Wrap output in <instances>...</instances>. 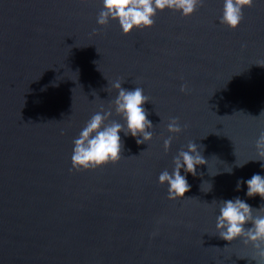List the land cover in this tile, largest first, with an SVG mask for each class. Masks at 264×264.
Listing matches in <instances>:
<instances>
[{
    "label": "water",
    "instance_id": "1",
    "mask_svg": "<svg viewBox=\"0 0 264 264\" xmlns=\"http://www.w3.org/2000/svg\"><path fill=\"white\" fill-rule=\"evenodd\" d=\"M102 6L0 0V264H256L215 218L221 198L261 204L236 181L264 173L250 160L264 129V0L235 29L219 22L222 0H205L128 34L97 23ZM118 77L148 95L152 139L121 133L118 162L70 171L73 138ZM171 116L188 127L169 133ZM189 139L204 146L203 176L188 173L185 197L170 199L158 175Z\"/></svg>",
    "mask_w": 264,
    "mask_h": 264
},
{
    "label": "clouds",
    "instance_id": "2",
    "mask_svg": "<svg viewBox=\"0 0 264 264\" xmlns=\"http://www.w3.org/2000/svg\"><path fill=\"white\" fill-rule=\"evenodd\" d=\"M204 2L205 0H102L103 6L97 15V23L106 25L110 19L116 20L121 31L128 34L136 28L152 26L158 11L167 8L179 11L182 16H189ZM253 3L254 0H222L219 22L233 29L239 27L245 6H251ZM93 31L98 29L94 28ZM110 86L116 90L115 96L107 105L101 103L99 110L90 116L79 134L73 138L70 171L94 169L108 162H118L124 146L121 133L124 136L131 135L138 144L147 143L154 135L155 126L146 107V102L150 99L143 87L137 85L134 88H126L119 77L112 80ZM181 90L186 91L187 85L182 84ZM113 113L119 118H114ZM166 127L169 133H179L188 127V124L185 122L182 125L180 117L171 116ZM173 139V135L164 138L165 151L171 148ZM255 145L257 156L250 160L261 161L260 167L264 168V129L256 138ZM203 147L196 139H189L172 156V168L166 167L160 171L158 182L167 185V195L170 199L185 197L184 194L192 186L187 179L188 173L203 176V172H197L198 165L207 163ZM248 161L237 166L242 167ZM231 171L232 169L229 172ZM245 184V195H259L261 204L258 207L253 206L239 195L216 200L218 211L215 233L227 241L242 238L245 243H251L256 250V257L259 258H253L256 264H264V173L254 172L249 178L238 177L236 189H241Z\"/></svg>",
    "mask_w": 264,
    "mask_h": 264
}]
</instances>
